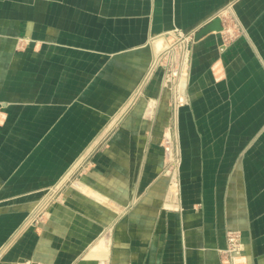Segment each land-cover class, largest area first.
I'll use <instances>...</instances> for the list:
<instances>
[{
  "label": "crops",
  "instance_id": "0c3cea01",
  "mask_svg": "<svg viewBox=\"0 0 264 264\" xmlns=\"http://www.w3.org/2000/svg\"><path fill=\"white\" fill-rule=\"evenodd\" d=\"M215 17L173 110L156 40ZM228 231L264 264V0H0V264H226Z\"/></svg>",
  "mask_w": 264,
  "mask_h": 264
},
{
  "label": "built area",
  "instance_id": "2783aa9c",
  "mask_svg": "<svg viewBox=\"0 0 264 264\" xmlns=\"http://www.w3.org/2000/svg\"><path fill=\"white\" fill-rule=\"evenodd\" d=\"M196 32V29L190 31L174 29L167 33L165 35L166 42L164 46L157 50L150 69L146 74L147 78L151 71L156 68L162 71L164 83L171 95V107L173 110H177L186 104V97L180 91V82L187 76L190 68V52ZM149 107L146 113L151 115L153 105L150 104ZM162 144L166 164L170 168L167 174L169 179L168 189L164 196L165 202L163 205L166 209L173 210L177 208L176 204H178V170L180 165L174 129L173 134L171 128L167 129ZM60 185L54 187L53 190L60 189ZM53 190L50 193L55 197L54 195L58 191L54 193ZM241 251L242 242L239 233L236 231H228L226 233V247L220 251L222 259L226 264H235V259L240 255Z\"/></svg>",
  "mask_w": 264,
  "mask_h": 264
},
{
  "label": "rangeland",
  "instance_id": "374dc122",
  "mask_svg": "<svg viewBox=\"0 0 264 264\" xmlns=\"http://www.w3.org/2000/svg\"><path fill=\"white\" fill-rule=\"evenodd\" d=\"M182 82V81H181ZM180 85H181V83H180ZM170 93V92H169ZM171 96V95H170ZM150 116V114H148V113H146V117H149ZM168 128H171V132H172V134H173V126L171 125V126H167V127H165L164 129H163V131H162V133H161V139H160V148H161V150H162V168H161V176H163L164 178H165V180H166V191H167V189H168V183H169V179H168V172L170 171V168L167 166V164H166V160H165V157H164V147H163V144H162V141H163V139L165 138V136H166V133H167V129ZM75 182V180H70V181H65V188H66V186H70L71 185V188L73 189V191H76V192H78V191H80V192H84V193H90L89 191H86L84 188H82V189H78L77 187H80V185H79V183L78 182H76L75 183V185L73 186V183ZM51 191V190H50ZM50 191H48V192H46V193H44L42 196H41V202H40V206H38V209H36V213L34 212L33 213V215L34 216H37V215H42V214H44V212L47 210V208H46V206L49 204V202H51L52 201V199L53 200H55V198H58L59 196H61L62 195V193H63V191L64 190H59L58 192H57V194H55V198H51V197H53L52 196V194L50 193ZM165 191V192H166ZM165 196V195H164ZM164 202H165V199H163V203L162 204H164ZM164 209L166 210V211H172V210H168V209H166L165 207H164Z\"/></svg>",
  "mask_w": 264,
  "mask_h": 264
},
{
  "label": "water",
  "instance_id": "95a60500",
  "mask_svg": "<svg viewBox=\"0 0 264 264\" xmlns=\"http://www.w3.org/2000/svg\"><path fill=\"white\" fill-rule=\"evenodd\" d=\"M220 18L215 17L212 19L210 23L205 25L203 28H201L194 36V39H198L199 37L203 36L204 34L208 33L209 31H220Z\"/></svg>",
  "mask_w": 264,
  "mask_h": 264
},
{
  "label": "bare ground",
  "instance_id": "6f19581e",
  "mask_svg": "<svg viewBox=\"0 0 264 264\" xmlns=\"http://www.w3.org/2000/svg\"><path fill=\"white\" fill-rule=\"evenodd\" d=\"M165 42H164V39L163 37H160L156 40V47H157V50H159L160 48H162L164 46ZM181 83V82H180ZM36 213V212H35Z\"/></svg>",
  "mask_w": 264,
  "mask_h": 264
}]
</instances>
